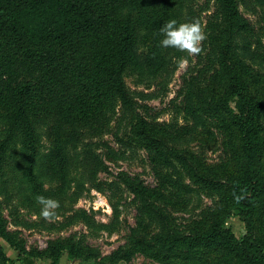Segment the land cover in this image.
<instances>
[{"label": "rangeland", "instance_id": "rangeland-1", "mask_svg": "<svg viewBox=\"0 0 264 264\" xmlns=\"http://www.w3.org/2000/svg\"><path fill=\"white\" fill-rule=\"evenodd\" d=\"M240 12L250 22L253 34L251 47L243 48L238 35L232 51L247 70L243 74L250 100L261 102V134L264 136V6L254 0H236ZM214 0H173L171 19L191 22L198 18L206 34L202 52L189 56L174 48H164L163 35L142 30L136 42L137 63L125 69L124 79L132 105L114 101L80 127L81 139L95 150L106 164L93 180H89L69 162L59 176L49 170L53 152L52 131L42 118L34 121L38 152L30 179L27 162L21 159L18 168L7 179L0 175V211L9 237L0 238L7 256L18 260L22 254L33 257L31 264H95L67 256L65 241L83 242L107 255L118 245L139 236L157 243L159 233L172 231L189 234L206 228L227 206L226 195L212 190L188 174L186 165L224 181L237 169V154L229 146L230 134L222 126L226 120L219 112L206 109L212 99L228 94L227 72L221 64L219 45L224 25L211 20ZM161 47L162 60L147 63L150 50ZM187 58L180 67V58ZM195 106V116L187 113ZM200 106L202 108H200ZM162 127L160 138L166 144L164 153L171 156L170 164L156 165L157 148L146 145L138 134V117ZM8 121L0 113V140ZM162 146V144H159ZM152 148V149H151ZM176 150L179 156H173ZM136 179L161 190L162 196L149 197L146 202L136 196L127 181ZM43 195L58 200L57 218L45 220L35 197ZM236 236L246 232L244 222L232 211L223 219ZM256 232L264 238V205L255 219ZM193 233V234H194ZM191 234V235H193ZM192 250L174 251L170 263L136 253L129 261L117 264H230L222 253L200 246ZM198 248V249H196Z\"/></svg>", "mask_w": 264, "mask_h": 264}, {"label": "trees", "instance_id": "trees-1", "mask_svg": "<svg viewBox=\"0 0 264 264\" xmlns=\"http://www.w3.org/2000/svg\"><path fill=\"white\" fill-rule=\"evenodd\" d=\"M254 2L264 6V0ZM172 13L173 0H0V113L5 111L8 121L0 140V175L7 179L24 159L33 178L31 171L38 152L36 118L46 120L52 131L51 172L62 176L72 162L84 177L93 180L97 171L105 170L101 156L82 142L80 127L114 101L132 105L124 73L129 65L137 63V39L142 30L159 33ZM211 20L224 25L219 56L232 98L227 94L213 98L206 109L227 118L222 126L230 134L229 146L237 154L238 164L224 181L199 173L190 165L186 167L189 176L207 188L222 191L225 187V212L216 214L217 219L198 232L159 233L155 239L158 246L133 235L129 243L103 256L83 242L65 241L62 247L68 257L117 264L142 253L170 263L174 251L200 246L222 253L230 264H264V238L256 232L254 223L258 209L264 205L261 102L249 99L243 77L245 64L232 54L235 35L243 41L245 50L250 49L253 29L236 0H214ZM160 50V46L150 50L148 64L162 60ZM187 113L194 117L195 106L189 104ZM137 122L138 134L144 136L146 145L160 153L152 158L159 174L156 165L170 164L172 156L164 153L162 127L148 123L142 116ZM173 156L182 158L176 150ZM127 183L145 202L149 197L162 196L161 190L136 179ZM236 197L241 199L237 202ZM232 211L245 224L246 232L239 237L223 224ZM8 237L0 211V238ZM22 252L19 248L18 260L31 264L33 257ZM13 262L0 242V264Z\"/></svg>", "mask_w": 264, "mask_h": 264}, {"label": "clouds", "instance_id": "clouds-1", "mask_svg": "<svg viewBox=\"0 0 264 264\" xmlns=\"http://www.w3.org/2000/svg\"><path fill=\"white\" fill-rule=\"evenodd\" d=\"M163 39L160 44L164 48H174L180 52H186L189 56L198 55L202 52V42L206 34L201 21L194 18L191 22H178L176 19L166 21L160 28ZM187 58H180V67H186ZM232 107V105H229ZM237 202L241 197H236ZM36 203L41 206L40 215L47 221L57 218L56 209L60 207L58 200L43 195L35 197Z\"/></svg>", "mask_w": 264, "mask_h": 264}]
</instances>
